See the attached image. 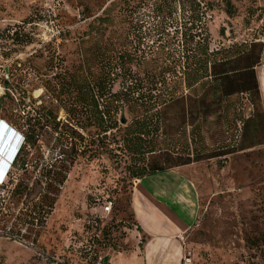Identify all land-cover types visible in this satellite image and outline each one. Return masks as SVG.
Masks as SVG:
<instances>
[{"label": "rangeland", "instance_id": "1", "mask_svg": "<svg viewBox=\"0 0 264 264\" xmlns=\"http://www.w3.org/2000/svg\"><path fill=\"white\" fill-rule=\"evenodd\" d=\"M261 44L264 0H0V118L9 124L0 129V150L14 148L23 133L38 135L0 182V264H94L109 251L87 226L102 215L97 197L111 196L114 216L126 220L136 181L131 170L148 169L155 159L165 166L191 161L180 165L199 197L198 219L184 237L190 264H264L260 97L216 96L211 77L189 85L200 59H208L209 68L228 59L234 69ZM120 53L131 56L133 78L119 68L113 74L110 57ZM167 65L172 72L161 75ZM102 77L108 86L100 97L92 87ZM125 77L135 97L142 94L151 104L180 100L160 120L153 117L159 130L148 125L151 143L138 144L137 152L124 145L135 127L127 125L150 115L119 112L102 125L79 99L86 93L87 103L97 94L101 107L114 105L111 93L124 87ZM184 106L193 114L183 115ZM73 129L67 145L64 133ZM23 162L27 171L20 169ZM20 181L22 193L10 198ZM31 212L44 222H24ZM27 227L36 233L25 236ZM127 241L125 250L132 245Z\"/></svg>", "mask_w": 264, "mask_h": 264}, {"label": "trees", "instance_id": "2", "mask_svg": "<svg viewBox=\"0 0 264 264\" xmlns=\"http://www.w3.org/2000/svg\"><path fill=\"white\" fill-rule=\"evenodd\" d=\"M99 21H101L102 23H107V19L100 17L98 19ZM260 49L258 52H253V53H249L246 54L245 57H242V66H239L238 68H234V69H229V63H228V59H224L221 60L219 62H211V67L209 68L208 65L209 60L207 59L206 61H202V59H200V66L198 68H195L192 71L191 77H190V81H189V85H194L196 82H198L199 80L206 78V77H211L214 78V81L212 82H208V84L211 86L212 88V94L214 95H220V97H230L232 95H234L235 93H246V92H251V93H255V95L259 98L260 97V86H259V81L257 78V72L255 70V66L258 65L259 63H261L262 60V55L264 52V46L263 44L260 45ZM207 46L204 49V53H207ZM103 55V53H100ZM245 54V53H244ZM130 55H127V53H120L118 56L116 55H112V57L114 59V62L116 63V66L113 68V74L115 73V71L117 70V68L120 69V72H122V76H127L125 74H128V77L133 78V76L135 75L136 72H134V65L132 66V61H128V59L130 58ZM173 55H168V57H166L167 60L173 59ZM241 60V59H239ZM237 63V62H236ZM244 63V64H243ZM171 71V67L167 66H163L161 68V71H159V73H161V75H164V73H170ZM158 73V74H159ZM112 74V73H110ZM119 75V74H117ZM157 73L154 75L152 74V77H156ZM160 75V74H159ZM128 77L124 78V87L120 90L117 91L115 93H111V96H113L114 99V105L110 104L107 106L101 107V103L98 100L97 94H95L93 96V99L90 102L86 103V93L82 94L79 96L80 102L82 104H87V109H92L94 110V112L96 113L95 115L97 116V121L104 125L105 122H107V117L108 115H115L118 114L119 112H121V115H125V111H128V113L133 114V115H150L151 118L150 119H143L141 122L138 121V123H136V125H127V130H132V128L134 127V129L132 130V132L129 131V133H133L132 135H129V133L126 134V136L124 137V145L129 149H132V152H137L138 149H136V147H138V144H142L145 142L151 143V141H147L146 136L150 135L151 131L148 132L147 131V126L150 124L154 125V130L157 131L159 130L158 127V122L153 121V117L157 118V121L161 119L160 115H164L168 109L173 106L175 103H179L180 100L178 98L174 99L173 97L170 98L169 100H165V101H156L155 103H150L146 101V97H144V95L139 94L137 97H135V93H134V88L131 86L130 83H128ZM8 80V79H7ZM7 82V81H6ZM154 82H160V81H154ZM126 84V86H125ZM108 86L107 81L105 78H99L98 79V83H95V85H93V89L97 88V92L100 95V97H102V90L106 89V87ZM133 90V91H132ZM151 92L153 90V88L149 89ZM182 101H184V99H182ZM261 101V99H260ZM184 105V104H183ZM76 110V109H75ZM74 110V111H75ZM204 110V109H203ZM208 106L205 107V114L207 113ZM191 111V109H189V107H185L183 108V115H189V112ZM72 112H73V108H72ZM192 112V111H191ZM198 114H202V111H198ZM195 113V112H194ZM193 114V112H192ZM259 117L261 118L260 121H262L263 126H264V115L263 112L261 111L259 113ZM123 122L125 123V117H123ZM152 122V123H151ZM55 125L58 127L59 123H55ZM247 125V123H245V126ZM133 126V127H130ZM113 127H106V130H108L107 128H114ZM154 132V131H153ZM75 134H77V132L73 129V130H68L64 133V136H66L67 138V142L66 144L69 145L70 141H72L75 137ZM23 143L21 145V148L19 150V152L17 153L10 170L7 173V176L11 177L12 175V170L18 165L20 157L22 152L25 150V148L27 147H33L37 144L38 142V135L35 132H28V133H23ZM146 144V143H145ZM257 144V143H256ZM131 146V147H130ZM148 148V147H147ZM155 149L152 148L150 149L148 152H154ZM144 152V151H143ZM63 154H67V151H62ZM226 152H224L223 154H225ZM199 160V159H196ZM191 161L185 160V161H181L179 159H176V163L170 165V166H165L162 163L159 162V159H155L152 164L151 167L148 169H142V170H131V173H133V176L136 177V180L139 178H142L146 175L149 174H154L156 172H162L165 170H168L170 168L176 167V166H180L183 164H188ZM52 168V165H51ZM51 168L48 170L47 173H51ZM20 169L23 171H27V166H26V162H23L20 165ZM49 182H52V179H49ZM60 184L61 182H63V179L61 178L59 180ZM135 182V181H134ZM53 183V182H52ZM50 183V184H52ZM21 181L18 182L14 189L9 190L8 196L11 198L14 197V195L18 194V193H22L21 191ZM28 185H26L27 188ZM25 188V187H24ZM49 188V187H48ZM132 190V189H131ZM101 200V202H105L109 199L114 200L111 196H106L103 197V199L101 197H97ZM2 210V208H0V211ZM115 201H114V207L112 212L108 215V216H102V215H97L94 218L90 219L88 221V227H90V229H93V235L94 237L97 238H101V235L104 237V242L107 248H109L108 250H114V251H118V250H123V249H127V245L128 241L126 240L127 237L129 239V237L131 236V231L132 229L135 227L136 223L132 220V216L129 213L128 214V218L125 219H116L115 215ZM24 222L28 221L31 223V225H38L39 222H41L39 220V218L37 217V213L36 212H31L30 214H24V216L22 217ZM29 218V220H28ZM44 219H47V217H44ZM37 223H34V222ZM44 222V221H42ZM29 231V234H28ZM36 231L32 228H28L27 227V233L25 236L30 237L32 236V234H35ZM123 241V242H122ZM34 243V242H32ZM125 243V244H124ZM35 244V243H34ZM107 254H105L104 257H98L97 255L94 257L95 258V262L94 264H96L97 262L101 261L103 263H105V259ZM190 256V255H189Z\"/></svg>", "mask_w": 264, "mask_h": 264}, {"label": "crops", "instance_id": "3", "mask_svg": "<svg viewBox=\"0 0 264 264\" xmlns=\"http://www.w3.org/2000/svg\"><path fill=\"white\" fill-rule=\"evenodd\" d=\"M264 55V54H263ZM262 61L263 56H262ZM264 115V64L257 71ZM186 166H176L137 179L129 213L136 223L128 250H110L105 264H180L184 237L199 215V197Z\"/></svg>", "mask_w": 264, "mask_h": 264}, {"label": "built area", "instance_id": "4", "mask_svg": "<svg viewBox=\"0 0 264 264\" xmlns=\"http://www.w3.org/2000/svg\"><path fill=\"white\" fill-rule=\"evenodd\" d=\"M0 126H5L7 128L9 124L4 119L0 118ZM98 202L102 208V216H108L113 210L114 200L109 199L105 202H101V200L98 198ZM190 262H191V257L189 256V254L186 253V255L183 257L182 262L180 264H190ZM96 264H105V263L99 261Z\"/></svg>", "mask_w": 264, "mask_h": 264}, {"label": "bare ground", "instance_id": "5", "mask_svg": "<svg viewBox=\"0 0 264 264\" xmlns=\"http://www.w3.org/2000/svg\"><path fill=\"white\" fill-rule=\"evenodd\" d=\"M3 132V131H2ZM4 137H5V135H4ZM12 137V136H11ZM14 138V137H13ZM3 139V138H2ZM14 142H15V140H14ZM13 142V143H14ZM19 142V141H18ZM1 146V145H0ZM13 146V145H12ZM17 146H18V144L14 147V149L12 148H10L9 147V149L10 150H8V148H6L8 151L6 152V151H4L2 148H3V146H1L2 148H1V150L4 152V159L3 160H5V158L6 157H8V156H10L11 155V153L13 152V151H15V149L17 148ZM1 150H0V152H1ZM7 163V161L5 160V161H0V182H2V180L4 179L3 178V176H5V173H4V169H5V164ZM2 170V171H1ZM8 170V169H7Z\"/></svg>", "mask_w": 264, "mask_h": 264}, {"label": "clouds", "instance_id": "6", "mask_svg": "<svg viewBox=\"0 0 264 264\" xmlns=\"http://www.w3.org/2000/svg\"><path fill=\"white\" fill-rule=\"evenodd\" d=\"M0 129H2V126H0ZM9 129V128H8ZM11 133L12 134H14L15 135V131H14V128H12L11 129ZM16 137H18L17 135H15ZM19 141V142H18ZM22 143H23V136L22 135H19V138H18V140H17V142H16V144H15V146L18 144V146H17V148L15 149V153H14V155H13V157H12V162L10 163V164H8V166L6 167V171L4 172L5 173V175L7 176V173H8V171L10 170V168H11V165H12V163H13V161H14V159H15V157H16V155H17V153L19 152V150H20V148H21V145H22ZM14 146V147H15ZM14 149V148H13ZM14 152V151H13ZM12 152V153H13ZM11 153V154H12ZM10 157V156H9ZM6 159V158H5ZM10 166V168L7 170V168ZM2 171V170H1Z\"/></svg>", "mask_w": 264, "mask_h": 264}, {"label": "water", "instance_id": "7", "mask_svg": "<svg viewBox=\"0 0 264 264\" xmlns=\"http://www.w3.org/2000/svg\"><path fill=\"white\" fill-rule=\"evenodd\" d=\"M3 127H5V126H3ZM5 128H6V127H5ZM15 152H16V151H14V152L10 155L9 158H6V159H5V160L7 161V163L5 164L4 172L6 171V167L8 166V164H10V163L12 162V157H13V155H14Z\"/></svg>", "mask_w": 264, "mask_h": 264}]
</instances>
